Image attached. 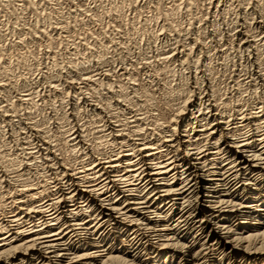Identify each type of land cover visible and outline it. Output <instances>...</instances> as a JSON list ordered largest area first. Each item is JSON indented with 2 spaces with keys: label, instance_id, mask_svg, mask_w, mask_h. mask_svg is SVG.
Masks as SVG:
<instances>
[{
  "label": "rangeland",
  "instance_id": "rangeland-1",
  "mask_svg": "<svg viewBox=\"0 0 264 264\" xmlns=\"http://www.w3.org/2000/svg\"><path fill=\"white\" fill-rule=\"evenodd\" d=\"M207 100L264 147V0H0V215L57 161L207 149Z\"/></svg>",
  "mask_w": 264,
  "mask_h": 264
},
{
  "label": "bare ground",
  "instance_id": "bare-ground-1",
  "mask_svg": "<svg viewBox=\"0 0 264 264\" xmlns=\"http://www.w3.org/2000/svg\"><path fill=\"white\" fill-rule=\"evenodd\" d=\"M218 120L198 126L223 135L203 151L174 138L165 161L143 144L77 169L47 166L56 175L17 186L13 212L0 215V264H264V147L253 149L263 139H232Z\"/></svg>",
  "mask_w": 264,
  "mask_h": 264
}]
</instances>
